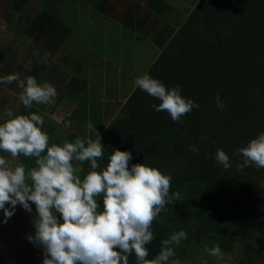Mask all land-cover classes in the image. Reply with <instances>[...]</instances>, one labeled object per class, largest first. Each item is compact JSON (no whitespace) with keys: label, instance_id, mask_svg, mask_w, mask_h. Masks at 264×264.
Here are the masks:
<instances>
[{"label":"trees","instance_id":"trees-1","mask_svg":"<svg viewBox=\"0 0 264 264\" xmlns=\"http://www.w3.org/2000/svg\"><path fill=\"white\" fill-rule=\"evenodd\" d=\"M148 8L156 14V22L146 29L132 15L124 18L129 30L142 32L158 49L159 57L142 73L169 88L179 85L181 95L199 107L173 122L166 112L153 110L158 100L136 87L104 125L103 104L75 95L71 99L75 106L64 120L71 122V131L61 140L55 129L49 128L45 131L49 144L94 138L86 128L91 122L104 146L101 168L115 149L131 153L129 167L143 163L172 177L171 191H178L181 201L166 205L153 222L155 238L147 245L148 259L159 253L162 240L183 230L187 239L173 246L175 256L170 261H191L198 250L206 253L205 248L218 244L223 254L234 255L240 264H251L264 249V169H239L242 161L235 152L264 132V0H197L190 13L173 27L163 18L165 12L174 10L167 2L150 0ZM226 13L235 16L228 26L222 18ZM43 14L39 23L48 32L51 28L58 32L57 27L58 33L67 30L63 23L55 24L53 14ZM133 23L138 26L133 27ZM158 25V31L151 34ZM64 38L59 34L54 38L57 50L66 45ZM30 76L38 83L46 82L36 72ZM74 84L76 79L71 77L57 91L55 105L70 93L66 91H79ZM217 94L224 103L223 110L216 107ZM49 105L33 104L31 109L22 105L14 115L34 112L42 116ZM190 146H195L198 154L190 151ZM217 147L229 156L231 168L217 164L213 156ZM20 159L26 170L35 166L34 158ZM79 166L85 172L90 170L87 162ZM98 202V210H102V199ZM31 207L28 213L35 215V205ZM128 264H137L134 254L128 257Z\"/></svg>","mask_w":264,"mask_h":264},{"label":"clouds","instance_id":"clouds-1","mask_svg":"<svg viewBox=\"0 0 264 264\" xmlns=\"http://www.w3.org/2000/svg\"><path fill=\"white\" fill-rule=\"evenodd\" d=\"M14 82L26 109L33 104H51L57 96L54 86L38 83L33 76L21 78L19 73H11L0 77V84ZM134 85L158 100L153 110L166 112L173 122L199 107L181 95L179 85L166 87L148 73L137 76ZM215 104L224 109L218 94ZM6 115L10 119L0 123V153L10 154L13 160L34 158L35 166L26 170L23 164L12 165L0 155V210L7 223L17 205L29 213L35 205V231L27 239L43 249V264H128L133 254L137 264H179L170 258L175 256L173 246L187 239L183 230L162 240L159 253L148 259L147 245L155 238L153 222L166 205L181 201L180 193L171 191L170 175L143 163L129 167L131 153L115 149L101 168L104 146L91 122L86 128L94 138L77 137L74 142L50 145L49 135L42 131L41 115H14L11 110ZM70 126V121L65 123ZM189 150L198 154L195 146ZM235 155L242 161L239 169H264V132L238 148ZM213 156L224 169L232 167L221 148L217 147ZM85 162L90 168L87 172L79 166ZM101 199L102 210H98ZM205 251L217 259L223 256L218 244Z\"/></svg>","mask_w":264,"mask_h":264},{"label":"rangeland","instance_id":"rangeland-1","mask_svg":"<svg viewBox=\"0 0 264 264\" xmlns=\"http://www.w3.org/2000/svg\"><path fill=\"white\" fill-rule=\"evenodd\" d=\"M149 1L81 0L76 2L74 0H64L62 4L51 3L49 8L46 7L47 11L43 12L53 14L55 24L57 25L58 22H61L67 29L59 33V36L61 39L63 36L65 37L63 43L66 45L63 48L67 50L68 54L64 53L63 55L62 52L56 51L53 46L52 49L49 48L48 42L36 44L32 38L24 36L25 44L34 45L36 50L43 48L47 50L46 52L52 57L50 64L46 59H42L40 56H33L28 51L22 60L24 66H26L24 72L19 71V69H22L21 62L19 65L16 64L20 52L14 58L9 54L8 59L0 65V77L18 72L21 78L30 76L31 72L43 73L46 82L54 86L56 91L66 84L68 77L76 79L74 87L76 89L79 88L78 92L75 93V90L66 91V93H70H67L61 103L55 105L54 101L42 111L44 120L43 131L53 128L57 138L65 140L71 129L65 127L64 120L71 113L72 104L70 101L75 95L77 97L84 96V101L103 103L104 112L106 111L102 120L104 125L113 118L115 112L119 109V104L123 103V97L126 92L130 88H135L134 79L143 74L145 66L151 65L159 57L158 49H156L153 42L146 39L144 37L146 35L142 32L129 30L126 27L127 19L124 20L125 15H132L136 21L143 22V29L151 26L156 22V14L150 13L148 8ZM164 1L174 8V10L163 14L164 20L172 24L171 27L173 25L177 26L180 18L189 14L197 2V0ZM39 2L40 0H35V5ZM235 6L237 5L235 4ZM222 18L226 23L228 22L227 26L231 25L235 20L233 13H226ZM132 26L137 27L138 24L133 23ZM158 28L159 25L152 30L151 34L158 31ZM65 34L67 35L65 36ZM146 43L148 45H141ZM119 49L122 51V56L115 52ZM153 51H157V53H153ZM44 57L46 58V56ZM91 58H95L93 69L91 70L92 75L88 79L86 76L84 79L88 82H85L78 72L81 68L84 76L89 74ZM52 66L59 68L62 73L52 77ZM116 69L119 71L118 73H116ZM132 78L134 79L132 80ZM101 83L105 85L103 88ZM119 85L120 92L115 90ZM20 91L15 82L12 84H0L1 123L10 119L6 115L9 110L16 114L22 108L23 104L19 100ZM120 96L121 99L119 98ZM50 134L52 133L50 132ZM0 155H4L12 165L21 163L20 157L13 160L10 154L0 153ZM0 212L1 219L4 215L2 210ZM34 217L25 216L24 209L19 205L16 206L14 215L7 222L15 224L14 228L18 230L16 235L18 237L22 235L23 240L17 243L16 239L10 240L6 236H0V264H43V251L27 239L29 235H34ZM57 219H60L59 214H57ZM0 224H2V220ZM10 228L12 229V226ZM3 229H0V233ZM262 251L264 250L260 252ZM36 252L40 255L37 256ZM179 264H239V262L232 254H223L221 259H217L210 256L207 252L203 253L200 249L196 252L194 259L188 262H179ZM253 264H264V255H261Z\"/></svg>","mask_w":264,"mask_h":264},{"label":"flooded vegetation","instance_id":"flooded-vegetation-1","mask_svg":"<svg viewBox=\"0 0 264 264\" xmlns=\"http://www.w3.org/2000/svg\"><path fill=\"white\" fill-rule=\"evenodd\" d=\"M63 1L64 0H40V2L36 4V6L35 0H24V3H22L23 1L20 3V0H0V65H2L3 61H6L8 59L9 54L14 58L18 54V52H20V54H18L19 56L17 55L18 58L16 60V64L19 65L21 62L22 69H19V71L24 72V68L26 66H24L22 60L26 52L28 51H30L31 55L33 56H40L42 59H46V61H48V63L50 64V56L46 52L47 50L45 48L36 50L34 45L30 46L29 44H25L26 40L23 38L24 36H28L32 38L34 40V43L36 44H44L43 42H48L49 48L52 49V46L55 48L52 42L54 38H57L60 29L56 26L58 32L56 28H54L53 32V28H51V31L48 32L46 29H44L45 25L42 26L39 21L43 19L42 17L44 16H42L41 18L40 16L43 14V11L47 10L46 7H49L50 3L62 4ZM74 1L80 2L81 0ZM49 42L51 43L49 44ZM63 50L65 49L63 48ZM56 51L58 50L56 49ZM44 56H46V58ZM52 67L51 69H54ZM24 212L25 216H35L30 215L25 210ZM1 220L2 224H0V229H4L1 231L0 236H6L7 238H10V240L16 239L17 243L20 240H23L22 235L20 237L16 235V231L18 230H15L14 223H4V217L0 219V222ZM11 226L12 229L10 228ZM39 248L43 251L41 247ZM36 254L37 256L40 255L37 252ZM261 255H264V251L260 252V254L252 260L251 264H253Z\"/></svg>","mask_w":264,"mask_h":264},{"label":"crops","instance_id":"crops-1","mask_svg":"<svg viewBox=\"0 0 264 264\" xmlns=\"http://www.w3.org/2000/svg\"><path fill=\"white\" fill-rule=\"evenodd\" d=\"M121 22V21H120ZM75 48V47H74ZM58 51H60V52H62L63 53V55H64V53H67L68 54V52H67V50H58ZM121 51V49H119V50H117V51H115L116 53H118V54H120V56H122V51ZM124 52V51H123ZM69 53H70V51H69ZM76 53V52H75ZM78 56V55H77ZM50 60H52V57H50ZM94 62H95V58H91V60H90V65H91V68L88 70L89 71V74L88 75H83L82 73H83V71H82V69L80 68V71L78 72V74L79 75H81L82 76V78L84 79L86 76V78L88 79L89 78V76H91L92 75V73H91V70L93 69L92 68V66L94 65ZM52 64V63H51ZM54 64V63H53ZM75 66H76V63H75ZM52 68H54V69H51V71H52V77H55V76H57V75H59L60 73H62L61 72V70L59 69V68H57V67H52ZM76 70V69H75ZM119 71L116 69V73H118ZM40 76H42V77H44L45 78V76L43 75V73L42 74H39ZM71 77H68V80H67V82H66V84L69 82V79H70ZM46 79V78H45ZM134 78H132V80H133ZM85 80V79H84ZM131 81V80H130ZM85 82H88V81H86L85 80ZM65 84V85H66ZM64 85V86H65ZM63 86V87H64ZM101 86H102V88L105 86V85H103L102 83H101ZM116 86V85H115ZM62 87V88H63ZM61 88V89H62ZM106 88V87H105ZM135 88H136V86H135ZM135 88H130L129 90H128V92H126V95L123 97V99H124V101H123V103L124 102H126V100H127V98H129V96H130V92H132V90H134ZM61 89H59V90H61ZM58 90V91H59ZM116 91H118L119 90V92H120V85H119V87H116V89H115ZM117 96V95H116ZM118 97V96H117ZM120 99H121V96L119 97ZM61 103V102H60ZM70 103L72 104V109L74 108V106H75V104L74 103H72L71 101H70ZM69 104V103H68ZM103 104V103H102ZM72 109H71V111H72Z\"/></svg>","mask_w":264,"mask_h":264}]
</instances>
